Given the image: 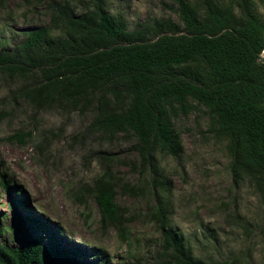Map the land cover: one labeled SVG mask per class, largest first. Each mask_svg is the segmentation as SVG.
Masks as SVG:
<instances>
[{"label":"trees","instance_id":"16d2710c","mask_svg":"<svg viewBox=\"0 0 264 264\" xmlns=\"http://www.w3.org/2000/svg\"><path fill=\"white\" fill-rule=\"evenodd\" d=\"M47 1L48 23L29 28L12 48L0 44V79L14 86V96L38 109L90 114L87 132L134 139L142 166L163 192L170 182L156 155L179 157L176 121L202 111L207 130L224 142L233 182H250L264 200V15L256 0H169V15L132 29L105 0H83L79 12L68 0ZM12 181L0 173L3 189ZM117 187L108 162L89 190L101 223L121 231L126 221ZM13 190L28 209L22 190ZM156 200L161 250L155 264H246L195 258L171 227L164 196ZM11 229L21 243L0 242V264H108L101 249L58 244L55 225L42 216L26 213Z\"/></svg>","mask_w":264,"mask_h":264},{"label":"rangeland","instance_id":"374dc122","mask_svg":"<svg viewBox=\"0 0 264 264\" xmlns=\"http://www.w3.org/2000/svg\"><path fill=\"white\" fill-rule=\"evenodd\" d=\"M3 1L1 47L12 48L29 28L49 21L47 0ZM68 1L81 11L83 0ZM105 1L108 11L122 15L130 29L171 13L169 0ZM13 88L0 79V173L13 180L9 190L0 184V242L19 246L20 235L11 226L30 213L55 225L58 244L85 252L101 249L108 264H155L161 250L156 200L161 194L171 227L195 258L264 264V200L250 182H233L224 142L207 130L202 111L176 121L183 142L179 157L156 155L170 182V191L163 192L162 185L152 182L149 168L142 166L134 139L87 132L90 114L38 109L14 96ZM108 162L126 221L121 231L101 223L89 190ZM15 186L22 190L28 209L16 203Z\"/></svg>","mask_w":264,"mask_h":264},{"label":"water","instance_id":"95a60500","mask_svg":"<svg viewBox=\"0 0 264 264\" xmlns=\"http://www.w3.org/2000/svg\"><path fill=\"white\" fill-rule=\"evenodd\" d=\"M262 61H264V50L262 52Z\"/></svg>","mask_w":264,"mask_h":264}]
</instances>
